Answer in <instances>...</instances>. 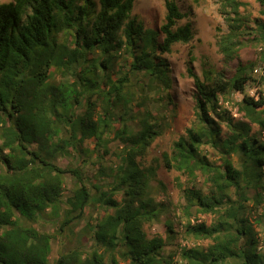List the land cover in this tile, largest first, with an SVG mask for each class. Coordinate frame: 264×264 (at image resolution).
Listing matches in <instances>:
<instances>
[{
	"label": "trees",
	"instance_id": "16d2710c",
	"mask_svg": "<svg viewBox=\"0 0 264 264\" xmlns=\"http://www.w3.org/2000/svg\"><path fill=\"white\" fill-rule=\"evenodd\" d=\"M135 1L0 3V264L173 263L165 252L176 234L173 220L165 222L166 236L147 230L168 205L150 193L160 164L142 162L163 132L144 109L142 94L146 87L171 85L162 54L194 33L189 22L178 24L186 13L176 0H165L159 28L132 17ZM256 1L258 16L241 11L243 0H223L228 32L218 45L223 61L237 59L238 65L230 77L217 72L205 79L188 67L197 119L163 153L165 166L190 183L183 227L197 242L179 248L181 264H264L256 228L264 225V92L247 91L256 81L254 65L240 59L246 34L264 43V0ZM234 91L243 95L235 112L221 103ZM143 109L148 114L134 128L130 122ZM114 139L121 143L120 162L106 167ZM89 166H96L101 183L90 185ZM67 174L77 185L65 196ZM92 203L104 212L85 225L91 247L59 251L52 260L53 235L36 222L60 216L63 231Z\"/></svg>",
	"mask_w": 264,
	"mask_h": 264
},
{
	"label": "rangeland",
	"instance_id": "374dc122",
	"mask_svg": "<svg viewBox=\"0 0 264 264\" xmlns=\"http://www.w3.org/2000/svg\"><path fill=\"white\" fill-rule=\"evenodd\" d=\"M12 0H0L8 2ZM186 16L181 19L178 24L182 25L190 23L193 29V39L188 43L177 42L172 46L170 52H165L162 56L168 64V74L171 82L169 87H146L143 92L144 109L151 112L155 121H158L163 129L162 134L158 135L147 152L142 157L144 165L160 164L158 176L152 180L150 193L158 201H164L168 205V210L162 216L159 222H155L147 227L150 235L159 233L163 236L168 235L165 222L167 219L173 220L176 234L174 237H169V245L166 246V254L174 256L172 264H181L182 260L178 250L182 245H193L196 240L189 238L184 234L186 217L182 210V205L185 202L184 188L190 185L185 175L176 169H169L163 162V153L170 152L174 142L186 133V129L192 125L196 119V108L194 101L195 85L194 79L188 73V67L202 78L205 75L217 76V72L224 73L230 77L239 60L235 59L229 63L223 61L224 55L219 49L218 39L221 34L228 32V23L226 21L227 8L222 6L223 0H176ZM241 11L253 16L260 15L261 5L256 0H243ZM165 0H136L132 11V17L141 20L148 27H157L163 23L166 15ZM251 34H246L244 37L245 45L240 51V59L244 62H253L254 68L252 75L256 81H249L247 91L252 95H257L259 90L264 92V43H257L253 40ZM123 57V56H122ZM125 57L122 58V62ZM260 67V72L255 69ZM127 68V67H126ZM125 68V69H126ZM209 72H212L210 74ZM134 78V77H133ZM133 82V81H132ZM131 88L135 93L141 94L139 85L131 84ZM145 95V96H144ZM242 94L234 91L230 95V101L223 100V106L230 108L235 112V102L242 99ZM141 96L136 101H140ZM136 104V103H135ZM142 110L139 115L131 120V125L136 128L139 125V119L148 112ZM145 111V112H144ZM257 128V126H255ZM260 131V130H259ZM264 135V130H261V136ZM91 146L93 143L87 141ZM112 152L105 156L104 164L106 167L112 163H119V154L121 151V143L119 139H114L110 143ZM213 159H216L214 149L210 146L204 147ZM96 157H93V161ZM80 157L77 158L79 160ZM62 164H66L65 160H60ZM98 166V165H97ZM96 166L86 168V175L91 179L92 183H101L102 178L97 180ZM199 178L198 182L202 183ZM77 185L75 177L70 174L66 175V188L64 195H69L71 190ZM95 190V189H94ZM121 194L118 193V196ZM264 205V204H263ZM264 206H260V212ZM104 212V209L95 203L88 206L86 215L81 219L74 220L69 228L59 230L61 217L44 215L36 226L43 231L53 235V247L51 259L58 257L59 251H68L74 247L89 249L92 245L91 233L85 228L86 223H94L95 219ZM259 213V212H256ZM204 220H210V216L202 215ZM256 223V222H255ZM256 228L260 233L261 245L264 247V225L257 224ZM203 243H206L205 241ZM122 264H125L121 261Z\"/></svg>",
	"mask_w": 264,
	"mask_h": 264
},
{
	"label": "built area",
	"instance_id": "2783aa9c",
	"mask_svg": "<svg viewBox=\"0 0 264 264\" xmlns=\"http://www.w3.org/2000/svg\"><path fill=\"white\" fill-rule=\"evenodd\" d=\"M255 70H256L257 72H260V67H257Z\"/></svg>",
	"mask_w": 264,
	"mask_h": 264
}]
</instances>
